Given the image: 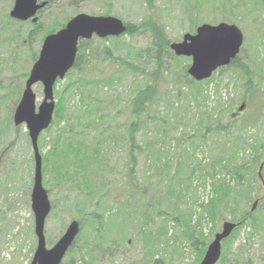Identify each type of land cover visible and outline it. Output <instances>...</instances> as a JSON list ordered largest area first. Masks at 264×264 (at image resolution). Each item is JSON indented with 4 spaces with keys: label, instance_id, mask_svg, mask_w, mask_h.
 <instances>
[{
    "label": "rangeland",
    "instance_id": "374dc122",
    "mask_svg": "<svg viewBox=\"0 0 264 264\" xmlns=\"http://www.w3.org/2000/svg\"><path fill=\"white\" fill-rule=\"evenodd\" d=\"M184 1L156 0L151 7H148L145 0H73L71 5L67 4L68 7L71 6L72 8L61 11L62 5H59L54 0L50 7L38 15V24L40 25V29L44 30L43 34H45L47 30L52 29L56 25V20L68 18L67 23L78 14L103 16L102 14L105 10L110 9V16L116 17L124 23L138 25L149 17L159 21L164 27L170 43H176L182 40L184 34H194L189 31L192 24L186 17L187 6ZM206 2L208 5L201 7L199 12V19L196 22L197 27L203 24L217 25L219 23H226L222 21V14L227 13L231 8L226 0H207ZM222 3L225 5L223 12L219 10ZM13 5L14 0H0V22H3L5 25L0 28V154L3 151L0 155V264H30L37 244L34 234V215L31 209L34 169L33 152L25 125L14 126L12 116L16 108H14L17 101L16 93L20 92L18 99L20 100L26 81L24 75L29 74L34 64L32 62V53L38 54L43 40L37 39L39 33H35L31 43L28 44L26 36L32 27L28 24L22 25L16 23L9 18ZM256 17L255 24H251L252 20L249 17L247 19L245 16L243 18L237 17L236 23L227 24L237 26L243 34V45L240 49L242 61L251 64L256 62L257 67L260 66L264 71V14H257ZM261 19L262 21H260ZM261 22H263V26H260L259 23ZM54 23L55 25L52 27ZM133 36H124L118 43L124 47H118L117 52L114 51V54L124 57L129 54L130 48L142 49L146 48L150 43V35L148 33L140 32ZM96 43L94 42L93 44ZM106 44L110 49H113L115 46L112 42ZM182 63L190 65L191 61H184ZM99 66L97 67L98 69ZM102 67L107 68L108 62H104ZM173 67L175 66L172 65ZM171 71L173 72V69ZM120 74L118 77H114L113 75L115 78L114 85L101 87L98 91L99 99H104L100 109V114L105 118L104 125L102 128L94 129L89 138L78 140L84 141L92 148L91 144L94 142L92 140L93 136L96 137L99 131H101L102 136H99L102 139V143L99 145L101 157L98 167L103 173V178L98 183L88 181L89 183L83 187V192L80 193L73 187L71 189L70 187L64 188L57 185L55 179L52 178V166L47 167L46 178L48 184L43 181V186L46 191L51 190L49 197L51 212L44 226L48 249L61 238L68 225L72 221H77L76 219L82 214L97 211L104 212L111 205L114 206L113 193L117 192L119 188L123 190L126 184L129 183L128 178L130 176L127 173L128 135L126 128L131 117L128 113L127 100L130 98L134 87L132 85L133 76L131 73L121 72ZM167 75H164L165 78H168ZM76 76L77 74L73 73L70 77L74 79ZM159 81L161 82L162 80L160 79ZM65 84L62 81L55 86L53 92L55 107H57L58 103L57 93L62 90ZM243 85L244 81L240 76V71L231 69L221 74L215 72L211 77V82L208 85H203V88H205L208 96H210V100L206 103L207 110L215 113L214 111L218 108L217 101H220L221 113L218 120L223 125L230 122L232 117V119H236L235 122L237 123L244 122L247 119L250 121L251 124L246 125L244 138L251 140L256 136H264V117L255 116L256 118H248L252 112L249 109L242 114L238 113L237 109L242 104V98L246 93ZM159 86L160 90L168 88L163 82ZM215 91L218 93H214ZM33 92L36 95V107H38L43 99L41 84L35 85ZM66 98V115L72 117L75 115L74 104H76L78 99L72 98L69 95ZM172 101L174 102V108H177L178 105H176L174 98H172ZM168 107H170V104L166 101H159L151 109V115L155 117L158 113H165ZM193 111L197 116L199 115L197 109L193 108ZM172 112L176 116L177 113H180L174 109ZM195 113L191 115H195ZM59 120L53 125V129L50 132H44L39 137L38 147L41 155H46L53 147V134L59 133L57 132L59 128L67 126V121L63 119ZM184 124L186 126L184 133L194 134V136L203 128V126L198 124L196 118L191 119V123ZM155 127L149 126L135 134L136 146L144 148L145 151L140 154L135 151L136 159L133 165V179L137 185L139 183L142 187L143 185L148 186L146 198L154 199V202H152L153 230L164 228L165 226L169 231L168 236H173L178 234L180 227L170 220L172 207L183 209L189 205L188 207L194 208L199 212L195 204L206 203L211 198L212 184L214 183L212 178L203 177L202 173V176H199L197 173L193 176L191 171L194 170L199 162H202V165L208 166L215 158V150H220L219 148L224 143L225 138L224 133L213 134L205 132L206 137H204V141H199L196 139L198 137H193L186 145H182L178 151L176 149V140L170 142L168 140V143L160 148L161 164L159 163L158 166L165 164L169 156L170 159L172 158L170 163H175L173 166L176 164L181 165L182 174L181 181H167L164 180L165 176H167L165 169L161 173V178H164L162 180L155 172L154 157L151 156L149 158L146 154V143L154 141V135L158 133ZM74 128L77 129V127ZM182 130L178 129V132H174L175 137L177 136L178 138ZM195 131L197 132L195 133ZM185 136L187 137V135ZM186 137L184 138L186 139ZM94 139L97 140L98 138ZM183 148L191 155V157H188L189 160L186 159L182 150ZM244 148L245 150H241L239 156L235 159L231 158V161L237 165L243 162L249 164L251 168L249 175L255 174L256 178V180L253 178L255 192L257 195H261L260 192L264 190V165L261 166L262 183L258 178L259 166L254 165V160L251 162L253 151L246 146ZM221 170L218 171L219 176L217 174V177L228 180L230 176H227L224 172L222 173ZM188 171H190V180H192L190 186L186 187V182L188 181L186 180L188 175L186 172ZM229 180L230 184H233L231 179ZM97 188L98 190H96ZM95 192L97 193L95 194ZM92 193L94 194L91 197H87V194ZM127 193L125 191L117 197L124 199ZM104 194L108 195L104 196ZM53 201L55 202L54 209H52ZM260 203H264V201L258 202L255 212ZM155 209H157L156 212H154ZM158 212H163V215H158ZM260 213L261 211L258 212L259 216L261 215ZM231 217L232 213H226L224 219L221 221L203 224V234L208 239V245L213 240L214 235L220 232L223 221L231 222ZM87 220L84 228L80 229L82 232L81 238L92 240L94 234L91 228L92 226L94 227V223L91 217L87 216ZM193 220H195V217ZM116 221L117 219L114 222ZM137 224L138 221L134 223L135 227H137ZM250 233L251 229L243 227L234 238L230 245L231 255L228 256L229 264H264V231H260L254 236H249ZM106 238L110 239L107 242L115 240L116 242L113 244L118 247H114L108 253L99 255L98 259L94 261L95 264H149L147 253H145L137 230L124 229L120 232L117 231V227L115 226L111 231L106 232ZM177 244H181L180 240L176 244L170 242V245L174 247H178ZM170 245L166 244L169 249H162V256L168 258L165 254L169 256L170 254L173 255L175 259L173 264H193L197 257L195 252H190L186 249V257L181 259V257L171 252L173 248ZM176 252L180 253V251ZM71 255L72 253L67 254L64 261H67Z\"/></svg>",
    "mask_w": 264,
    "mask_h": 264
},
{
    "label": "trees",
    "instance_id": "16d2710c",
    "mask_svg": "<svg viewBox=\"0 0 264 264\" xmlns=\"http://www.w3.org/2000/svg\"><path fill=\"white\" fill-rule=\"evenodd\" d=\"M52 1L54 2V0L46 1L47 4L38 12L37 21L35 23L31 20L25 22L14 20L16 23L22 25L28 24L32 27L26 36L28 44L31 43L35 33H39L37 39L43 40L46 34L53 33L66 23L68 18L56 20L58 23L55 22L56 25L54 23L52 27L55 26L43 34L44 30H41L38 24V15L50 7L53 3ZM55 1L59 3V5H62L61 11L72 8L71 6L68 7V5H71L73 0ZM155 1L156 0H145V3L148 7H151ZM206 1L207 0L184 1L187 6L186 17L192 24L189 31L192 33L195 32L198 26L196 22L199 19L198 15L201 7L208 5ZM226 2L231 7L227 12L228 14H222V21L226 23H236L237 17L243 18L245 16L247 19L249 17L250 20H252L250 22L251 24H255L257 19L256 15L264 14V0H226ZM224 9L225 5L222 3L219 10L223 12ZM110 13V9H107L102 15L110 16ZM260 21H262V19ZM124 24L127 27V31L118 38L108 37L99 39L93 37L90 40H80L78 42L73 68L66 74L64 80H58L56 83L58 84L63 81L66 84L62 90L57 93L58 103L57 107H55L53 120L49 128L44 132H50L53 129V125L60 121L59 119L67 121V126L59 128L57 130L59 133L53 134V147L46 155H41L43 163V181L48 184L46 171L47 167L51 165V171L53 173L52 178L55 179L57 185L63 186L64 188L73 187L80 193L83 192L82 189L84 186H87V183H89L88 181L98 183L99 180L103 178V173L98 167V162L101 157L99 149V145L102 143V139L99 138L100 135L102 136L101 131H99L96 136L98 138L97 140H95L94 138L96 137L93 136L94 138H92V140H94V142L91 144L92 148L84 141H78L89 138L94 129L102 128L104 125L105 118L100 114L104 99H99V89L101 87H110V85H114V77L120 76L121 72L132 74V85L134 87L133 91H131L130 98L127 100L129 108L128 113L131 117L128 127L126 128L128 135L127 173L130 176L128 178L129 183L126 184L123 190L119 188L117 192L115 191L116 193L112 192L114 206L111 205V207L107 208L104 212L97 211L82 214L76 219L79 222L80 229H82L86 221H88L87 216L91 217L94 223V227L92 226L91 228L94 238L92 240L82 239V232L80 231L75 243L69 249L68 255L69 253H72V255L69 256L70 258L67 261H63L61 264H80L81 262L82 264H95L94 261L98 259L99 255L108 253L110 250H113L114 247H118L113 244L116 242L115 240L107 242V240L110 239L106 238V232L111 231L115 226L117 227V231L120 232L124 229L137 230V234L144 246L145 253H147L149 264H173L175 262L174 256L171 254L170 256L165 254L168 258L162 256V249L168 248L166 244L168 246L170 242L176 244L179 240L181 244H177L178 247L170 245V247L173 248L171 252L183 259L186 257L185 250L188 249V251L197 254L193 264H200L208 246V239H206L203 234V224L216 223L223 220L226 213H232L231 222L236 223L237 227L222 243L221 257L217 263L229 264L228 256L231 255L230 245L243 227L251 229L249 236H254L260 231H264V203H260L255 212L258 202L264 201V190L260 192L261 195H257L254 188V180H256L255 174L249 175L251 172L249 164L243 162L237 165L231 161V158H237L240 151L245 150L244 146L251 149L253 151L251 162L254 160V165L259 166L258 178L262 181L259 172H261V166L264 165V136H256L251 140L244 138V132L247 128L246 125L251 124L248 119L244 122L237 123L235 122L236 119H232V117L230 122L225 125L219 122L218 117L221 113L220 101H217L218 108L214 111L215 113L207 110L206 103L210 100V96H208L203 85H208V83L211 82V78L202 82H196L188 75L187 69L189 65L182 62H188L190 59L176 57L173 54L169 47L170 40L159 21L149 17L138 25L129 23ZM259 24L263 26V22ZM1 26H5L3 22H0V28ZM140 32L150 35V43L146 48H130L129 54L124 57L114 54V51L117 52L118 47H124L118 44L124 36L134 37L133 35ZM94 42L97 43L93 44ZM111 42L115 44L113 49H110L106 44ZM240 53L228 66L220 68L217 72L221 74L231 69L240 71L246 93L242 98L241 104H244V109L239 111L240 105L237 109L238 113L240 112L242 114L249 109V111L253 113L251 112L248 118H256L255 116L264 117V71L260 66L257 67L256 62L252 63L254 65L251 63H244ZM37 57L38 54L32 53L33 63L36 61ZM104 62H108L107 68L102 67ZM98 65H100L99 69L97 68ZM172 65L175 67L172 68ZM175 68L177 69L176 71ZM171 69H173V72ZM73 73L77 74L74 79L70 77ZM165 74H168V78H165ZM27 77L28 74H25L24 79L26 80ZM160 79L162 80L161 82L165 83L168 87L165 90H160ZM217 91L214 93L217 94ZM16 95L17 101L14 108L19 102L20 92L16 93ZM68 95L78 99L76 104H74V110L76 112L72 117L66 115L67 109L65 107V101ZM172 98H174L176 105H178L177 108H174ZM159 101H166L170 104V107L167 108L165 113H158L157 116L154 117L151 115V109ZM192 107L198 110V116L193 111ZM173 109L180 113H177L176 116L172 112ZM192 113H195V115H191ZM195 118L198 120V124L203 126V128H201L195 136L194 134H185L184 131L186 130V126L184 123H191V119ZM148 125L156 126L155 128L158 133L154 135V141H148L146 143V154L149 158L151 156L154 157L153 162L157 176H160V179L163 180L164 178H161V173L165 169L167 176H165L164 180L174 182L178 180L181 181V165L176 164L173 166L175 163L172 162L171 164L170 161L172 158L170 159L168 156L167 162L162 164V166H158L159 163L161 164L160 148L164 147L168 143V140L169 142L176 140V149L178 151L182 145H186L193 137H198L196 138L197 140L204 141V137H206L205 132L213 134L224 133L225 141L219 148L220 150H215V158L212 162L208 166L202 165V162H199L194 170L191 171L193 176H195L196 173L202 176V173L203 177L212 178L214 181L212 184V196L206 203L202 202L195 204L199 212L194 208L188 207L189 205L183 209L172 207L170 220L180 227L178 234L173 236H168L169 231L165 226L164 228L153 230L152 202H154V199L146 198L148 186L143 185L142 187L139 183L137 185L134 183L133 179V165L136 159L135 151L139 154L145 151L144 148L136 146L135 134L140 130L148 128ZM74 127H77V129ZM178 129L183 130L177 138L174 132H178ZM196 132L197 131H195V133ZM41 135L39 137H41ZM185 135H187V137ZM184 137H186V139ZM182 150L186 159L189 160L188 157H191V155L185 148ZM2 153L3 151L1 154ZM220 169H222V173L224 172L227 176H230L228 180L217 177V174L219 176L218 171ZM186 174L189 175H187L186 179L188 180L186 182V187H188L192 179L190 180V171L186 172ZM229 179H231L233 184H230ZM96 190H98V188ZM125 191L128 192L125 198L119 199L117 196ZM47 192L50 197L51 190L49 189ZM96 193L97 192H95V194ZM93 194L94 193L87 194V197H91ZM106 195L108 194H104V196ZM255 202H257V204L253 209ZM54 207L55 202L53 201L52 209H54ZM156 210L157 209H155L154 212H156ZM260 211L261 215L259 216L258 212ZM157 214L162 216L163 212H158ZM194 217L195 220H193ZM115 219H117L116 222H114ZM137 221L138 224L137 227H135L134 223ZM176 251H180V253Z\"/></svg>",
    "mask_w": 264,
    "mask_h": 264
},
{
    "label": "water",
    "instance_id": "95a60500",
    "mask_svg": "<svg viewBox=\"0 0 264 264\" xmlns=\"http://www.w3.org/2000/svg\"><path fill=\"white\" fill-rule=\"evenodd\" d=\"M47 2L38 0H14L9 13L11 19L25 22L37 21V13ZM127 27L124 22L113 16H91L78 14L71 18L61 29L48 34L41 45L37 60L31 67L20 100L14 110V126L25 125L33 152V185L31 190V209L34 215V234L36 249L30 264H61L73 246L79 232L78 221H72L61 238L47 248L44 226L51 212L48 192L43 186V163L39 152V136L49 128L55 111L54 86L64 80L73 68L80 40L93 37L105 39L124 35ZM243 45L240 29L227 23L217 25L203 24L194 34H184L182 40L170 43V50L176 57L190 58L188 75L196 82L208 80L220 68L228 66L236 59ZM41 84L43 99L36 107L33 87ZM244 109V104L239 111ZM261 171V169H260ZM261 178V172H259ZM257 202H255L253 209ZM236 223L224 221L220 232L216 233L208 245L200 264H217L221 257L222 243L233 233Z\"/></svg>",
    "mask_w": 264,
    "mask_h": 264
},
{
    "label": "flooded vegetation",
    "instance_id": "af4514ba",
    "mask_svg": "<svg viewBox=\"0 0 264 264\" xmlns=\"http://www.w3.org/2000/svg\"><path fill=\"white\" fill-rule=\"evenodd\" d=\"M40 50V49H39Z\"/></svg>",
    "mask_w": 264,
    "mask_h": 264
}]
</instances>
